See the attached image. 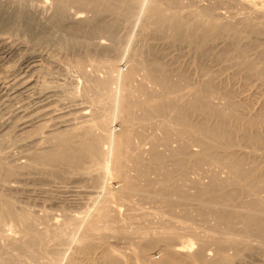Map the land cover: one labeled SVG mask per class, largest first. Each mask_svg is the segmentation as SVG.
<instances>
[{"label":"bare ground","instance_id":"obj_1","mask_svg":"<svg viewBox=\"0 0 264 264\" xmlns=\"http://www.w3.org/2000/svg\"><path fill=\"white\" fill-rule=\"evenodd\" d=\"M201 1L0 0V47L9 43L4 34L32 32L62 54L49 63L8 39L3 94L38 91L70 105L55 119L50 105L0 122V146L17 147H0V264H264V108L218 92L212 71L189 86L187 72L169 69L161 52L146 56V43L118 36L121 19L135 17L169 50L233 65L264 98V0ZM61 67L67 78L52 80ZM25 172L90 188L85 210L61 205L58 216L21 205L11 193Z\"/></svg>","mask_w":264,"mask_h":264},{"label":"rangeland","instance_id":"obj_2","mask_svg":"<svg viewBox=\"0 0 264 264\" xmlns=\"http://www.w3.org/2000/svg\"><path fill=\"white\" fill-rule=\"evenodd\" d=\"M203 1H206V3H204V2H202L201 4L202 5H206V4H209V1L208 0H203ZM207 1H208V3H207ZM224 9V8H223ZM226 9H224V10H222V8L220 9V11L221 12H225V15H227V13L228 12H226L225 11ZM130 21H129V20ZM134 19V20H133ZM123 22H122V21ZM120 21H121V28L119 29V32H118V36L120 35V37H126L125 38V40H127L128 38H129V36L131 37V38H133V40H134V42H136V43H146L145 45H146V47H147V49H145L146 51V56H147V54H149L150 52H155V51H157V53L159 52H161V55L163 56V57H161V60H162V62L164 63V64H167L168 66L167 67H169L171 64H172V66H170L169 67V69H172L173 68V70L174 71H176L177 72V70L179 69L180 70V72H179V70H178V72L179 73H183L184 72V74H186L185 72H187V76H188V83H190V84H188L189 86L191 85H194V83L196 82L195 81V79L197 78V76H198V78L196 79L197 80V82L199 81V80H201L200 79V77L202 78V76L204 75V72L206 73V72H209V73H211V71L214 73H212L211 75H212V77H213V75H214V77L213 78H215L214 80H212L213 82H212V84L213 85H216L217 83V86H215V87H217V90H218V92H224V93H229L230 94V92H232L231 94H232V96H234V98H235V100H239L240 102H244V105L245 106H247V107H249V108H251L252 106V108H251V110H255V109H259V107L260 108H264V98L263 97H261V99H260V97L259 96H262V95H259V93H257L258 92V88H257V86H258V84H256L255 85V83H254V80L253 79H250L249 77L247 78L248 80L246 81V76H244V75H239V77H238V74H242V72H239L238 71V69H233V65H230V64H227V65H225V64H223V67H220V65L222 66V63H217L216 64V62L214 63V62H212V60H209V59H201V60H199L200 58H196V57H194L195 55H193V51H191V50H189V49H186V48H184L183 46H182V49H181V46H171V48L174 50H169L170 49V45H167L166 43H164L165 41H164V38L162 39L161 38V36H159L158 34V37H157V35L155 34H153L152 33V35L153 36H151V33L150 32H148L147 33V31H145V30H143V28H142V26H141V23H137L136 22V24H134L135 23V17H131V19L130 18H126V19H124V18H122ZM129 21L130 23H128L127 21ZM132 21H134V22H132ZM127 23V24H126ZM131 23H133L132 25H129V24H131ZM34 24V23H33ZM125 26H126V28H125ZM133 26V27H132ZM125 28V30L124 29H122V28ZM128 27V28H127ZM32 30L31 31H33V30H36V27L35 26H32V28H31ZM127 29V30H126ZM40 29H38V30H36V31H39ZM120 30H124V31H120ZM128 32V33H126V32ZM126 34H125V33ZM132 32V33H131ZM30 34H25L26 36H24V37H26L25 39L24 38H14V37H11L10 38V35H8V34H4V35H2L3 37H5V39H6V41L7 42H9L10 43V41L11 40H14L15 42H19L18 44H22L21 46L23 47V48H26L27 49V51L25 50V52H34L35 54L37 53V55L39 54L40 56H43V54H44V56L46 55V57H44L43 56V58H47L48 57V59H49V63H51L50 61V57H51V55H55V56H57V54H58V56L60 55V56H62V54H60V53H58V52H56L57 50H55V48H52V45L51 46H49L48 44V46L46 45V44H38V42H36V41H34L33 40V37H34V35L32 36V34H34V33H32V32H29ZM121 33V34H120ZM131 33V34H130ZM147 34H149V35H147ZM129 35V36H128ZM136 35V36H135ZM147 35V36H146ZM9 36V38H7ZM137 37V38H136ZM155 37H156V39H155ZM150 38V39H149ZM152 38V39H151ZM158 38V39H157ZM8 39H11V40H8ZM21 39V40H20ZM22 39H24L23 41H22ZM27 39H28V41H27ZM148 39V40H147ZM30 40V41H29ZM32 40L35 42H33L32 43ZM124 40V41H125ZM158 40V41H157ZM160 40H162L161 42L162 43H160L159 41ZM140 41V42H139ZM148 41V42H147ZM150 41H152V44H154V45H152L151 43H149ZM25 42V43H24ZM28 42V43H27ZM9 43L8 44H5L4 46H1L0 47V55H2V56H4L5 55V51H7L8 50V45H9ZM32 43V44H31ZM24 44V45H23ZM148 44V45H147ZM156 44V45H155ZM158 44V45H157ZM161 44V45H160ZM221 44V43H220ZM28 45V46H27ZM30 45V46H29ZM33 45L35 46V48L33 47ZM165 45V46H164ZM218 45V44H217ZM221 45H223V44H221ZM7 46V47H6ZM152 46H156L155 48L153 47L152 48ZM161 46V47H160ZM164 46V47H163ZM169 46V47H168ZM220 45H218V49L220 50V47H224V46H220ZM3 47V48H2ZM28 47H30V48H28ZM165 47H166V51H165ZM167 47L169 48V49H167ZM180 47V48H179ZM214 47L215 48H217V46H215L214 45ZM213 47V49H214V51H216V49ZM6 50H5V49ZM36 49V50H34V49ZM51 48V49H50ZM162 48V49H161ZM177 50H176V49ZM29 49V50H28ZM30 49H32V51L30 50ZM48 49V50H47ZM152 49H154V50H152ZM160 51H159V50ZM186 49V50H185ZM217 49V50H218ZM3 50V51H2ZM40 50V51H39ZM43 52H42V51ZM147 50H150V52L148 53L147 52ZM162 50V51H161ZM168 50V51H167ZM188 50V51H187ZM218 50V51H219ZM38 51V52H37ZM190 51V52H189ZM253 51V50H252ZM251 51V52H252ZM41 54H40V53ZM162 52H167V53H164L165 54V56H164V54L162 53ZM186 52V53H185ZM53 53V54H52ZM57 53V54H56ZM170 53V54H169ZM190 53V54H189ZM48 54H50V55H48ZM253 54V53H252ZM19 56H20V54H18ZM48 55V56H47ZM166 55H169V56H166ZM173 55V56H172ZM175 55V56H174ZM191 55V56H190ZM18 58V56L16 55L15 56V58H13V59H17ZM165 62H164V61ZM169 60V61H168ZM204 60H207V61H204ZM201 61V62H200ZM167 62V63H166ZM199 62V64L197 65V63ZM0 63H1V60H0ZM169 63H170V65H169ZM193 63V64H192ZM52 65H54V66H52L53 67V69H59V65L60 64H57V63H53ZM193 65V66H192ZM195 65L197 66L196 68H198V69H196L195 68ZM232 66V67H228V66ZM55 66H57V68H55ZM174 66H175V69H174ZM181 68H180V67ZM199 66V67H198ZM178 67V68H177ZM203 68V70H202V68ZM226 67H228V68H226ZM177 68V69H176ZM223 68H224V70H223ZM233 69V70H235V72L233 71V70H231V69ZM52 69V70H53ZM182 69L184 70V71H182ZM200 69V70H199ZM209 71H208V70ZM219 69V70H218ZM221 69H222V71H221ZM226 69H229V70H226ZM197 70V71H196ZM216 70V71H215ZM218 70V71H217ZM55 71V70H54ZM59 72H60V74L58 73L57 75H59V76H57L56 74L54 75V76H52L51 77V79L52 80H55V81H57V80H60V81H58V82H61L64 78L63 77H65V79L67 78V75H66V73L64 72V68H62L61 67V69L60 70H58ZM182 71V72H181ZM230 71V72H229ZM233 71V72H232ZM64 72V73H63ZM178 72H177V74H178ZM201 72V73H200ZM215 72H217L216 74H215ZM236 72H237V74H236ZM199 73H200V75H199ZM190 74V75H189ZM201 74H202V76H201ZM63 75V76H62ZM219 77H218V76ZM226 75V76H225ZM189 76H191V77H189ZM235 76V77H234ZM57 77H58V79H57ZM241 77V78H240ZM245 79H244V78ZM54 78V79H53ZM56 78V79H55ZM63 78V79H62ZM195 78V79H194ZM218 78V79H217ZM243 78V79H242ZM189 80L191 81V80H193V81H191V82H193V84H191V82H189ZM222 80H224V83H223V81ZM246 82H245V81ZM243 81H244V83H243ZM253 81V83L254 84H252L251 82ZM196 82V83H197ZM216 82V83H215ZM221 82H222V84H221ZM228 82V83H227ZM249 82V83H248ZM195 83V84H196ZM247 83V84H246ZM251 83V84H250ZM224 84V85H223ZM223 85V86H222ZM248 87H247V86ZM250 85V86H249ZM255 86V89L253 88L254 86ZM1 86V85H0ZM219 86V87H218ZM229 86H231V87H233V89L230 87V89H229ZM221 87V88H220ZM223 87V88H222ZM225 87V88H224ZM247 87V88H246ZM257 88V89H256ZM222 89V90H221ZM243 89V90H242ZM247 89V90H246ZM225 90V91H224ZM230 90V91H229ZM233 90V91H232ZM246 90V91H245ZM257 90V91H256ZM0 91H1V89H0ZM256 91V92H255ZM222 92V93H223ZM234 92H236V94L238 95H236V94H234ZM249 92V93H248ZM252 92V93H251ZM35 94H31V96L30 95H26V94H24V95H22L23 97L21 98V97H17L18 99H16V97H9L10 95H6V94H3V92L1 91L0 92V95H2V96H0V122L2 123V122H5V123H7V124H9V126L10 125H13V123L14 122H16L17 120H20V114H24V112L25 113H28V114H30L32 111H34V109H37V108H43V109H45V108H48V107H50V105H53V107L49 110L50 111V114H48V112H47V114L49 115V116H51L52 117V119H55L56 117H59L58 115L59 114H63V112L65 113V116H67L68 114H66V112L69 110V108L68 107H70V105H69V103H57L56 101H54L56 98L53 96H51V98H45V96H47V95H49V94H44L43 95V93L44 92H42V95H39V94H41L40 92H38V91H35L34 92ZM47 93V92H46ZM241 93V94H240ZM234 94V95H233ZM251 94V95H250ZM5 95V96H4ZM36 95V96H35ZM238 98H236V97ZM253 96V97H252ZM257 97V99H258V103L259 102H261V104L259 103H257V100H256V97ZM28 97H29V99H28ZM31 97V98H30ZM50 97V96H49ZM14 98V100H12ZM20 98V99H19ZM25 98V99H24ZM42 98V99H41ZM53 98V99H52ZM44 99V100H43ZM48 100L49 99V101H45V100ZM52 99V100H51ZM242 101H241V100ZM245 99V100H244ZM20 100V101H19ZM34 100H35V102H34ZM57 100V99H56ZM220 100V99H219ZM218 99H217V101L218 102H220ZM251 100V101H250ZM9 101H13V102H9ZM41 103H40V102ZM238 101V102H239ZM25 102V103H24ZM30 102H32V103H30ZM50 102V103H49ZM54 102H55V104H54ZM242 102V103H243ZM39 103H40V105H39ZM257 103V104H256ZM48 104H49V106H48ZM59 104V106H57ZM61 104V105H60ZM67 104L69 105V106H67ZM249 106H248V105ZM251 104V105H250ZM257 106H256V105ZM4 105V106H3ZM18 105V106H17ZM22 107H21V106ZM34 105V106H33ZM37 105V106H36ZM38 105H39V107H38ZM55 105V106H54ZM259 105V106H258ZM263 106V107H261V106ZM26 106H27V108H26ZM43 106V107H42ZM66 106V107H65ZM256 106V107H255ZM72 107V106H71ZM53 108H55V109H53ZM58 108V109H57ZM60 108V109H59ZM67 108V109H66ZM255 108V109H254ZM16 109V110H15ZM21 109V110H20ZM61 109H62V112H60L61 111ZM63 109H65V111L63 110ZM26 110V111H25ZM54 110H56V111H54ZM53 112H54V114H53ZM11 113V114H10ZM68 113V112H67ZM56 114V115H55ZM58 114V115H57ZM15 115V116H14ZM22 116V115H21ZM47 116V115H46ZM47 117V118H51V117ZM3 117V118H2ZM5 117V118H4ZM19 117V118H18ZM12 118V119H11ZM17 119V120H16ZM7 120V121H6ZM12 122H10V121ZM13 120H14V122H13ZM11 123V124H10ZM4 145H5V147H4ZM4 145H1L0 147H1V149L3 148L4 149V151H9L10 149H12L13 150V152H15L14 150H17L16 148V145H13V144H4ZM13 145V146H12ZM7 146V147H6ZM10 146H11V148H10ZM13 147V148H12ZM14 147H16V148H14ZM7 148H9V150L7 149ZM12 150H10L11 152H12ZM16 153H17V151H16ZM15 157V156H14ZM199 171V170H198ZM198 171H197V173H195L196 175H192L191 174V176H199V174L200 173H198ZM199 172H202V171H199ZM28 174V175H27ZM30 173H24L23 175V178H25L24 179V181H22V182H24V183H22V182H20V184L19 183H16L17 185H21V186H23V187H20L19 186V188L16 190V191H14L13 193H11L13 196H16L17 198H19L18 199V203H19V200L21 201L20 202V204L21 205H23V203H24V205H26V206H28V207H30L31 209H33V211H36L35 213H38V214H40V213H43L44 212V210L45 211H51V212H54L55 213V215H58V212H60L59 214L61 215V214H63V207H60L61 205L62 206H65L66 205V207L68 208V209H70V208H72V209H70V210H74L75 212H80V211H84L85 210V208L86 207H84L85 206V204L88 202V200L87 199H83L84 197H85V194L84 193H86V190L88 189V190H90V188H86V186L84 187H82V186H79V187H77L78 189H76V187L75 188H73L74 186V184L72 183V185H71V183L70 184H68L66 181H63V180H58V181H53V180H47L46 178H43V176H41V174H38V178H37V174H35V173H31V176H32V174L34 175V178L32 177H30V175H29ZM27 175V176H26ZM36 175V176H35ZM31 178V179H29V178ZM42 177V178H41ZM36 178V179H35ZM40 178V179H39ZM20 179H22V177H20ZM43 181H42V180ZM45 179V180H44ZM204 179V181H208L207 179L208 178H206V177H204L203 178ZM206 179V180H205ZM23 180V179H22ZM25 180L26 181H31V183H30V185L29 184H26L25 183ZM34 180V184H32L33 181ZM37 180V181H36ZM13 181V179H10V183L11 184H13L14 183V181ZM44 182L46 183V184H44ZM56 183L58 186H56V185H54L53 183ZM66 184L67 183V185H63L64 183ZM13 184V185H16V184ZM48 183V184H47ZM59 183V184H58ZM63 183V184H62ZM8 184V183H7ZM23 184V185H22ZM28 187H31V188H26L27 186ZM38 184V185H37ZM49 184H53V185H49ZM33 185V186H32ZM61 185H63V186H61ZM68 185H69V189L71 190V192L69 191V193H70V196H68L69 194L68 193H65V188H66V190H68L67 188H68ZM81 185V184H80ZM36 186V187H35ZM48 186V187H47ZM53 186V187H52ZM61 186V187H60ZM71 186H72V188H71ZM56 187H57V191L55 190L56 189ZM59 187H60V189H59ZM65 187V188H64ZM23 188V189H22ZM26 188V189H25ZM34 190H33V189ZM53 188V189H52ZM63 188V189H62ZM30 189H32L31 191H27V190H30ZM42 189V190H41ZM43 189H46L45 190V192H43ZM48 189V190H47ZM61 190V191H59V190ZM75 189V190H74ZM4 190V192L6 193L7 191H5V189H3ZM2 190V191H3ZM52 190V191H51ZM78 190H79V193H78ZM25 191V192H24ZM50 191V192H49ZM59 191V192H58ZM84 191V192H83ZM9 192V191H8ZM7 192V193H8ZM20 192V193H19ZM22 192V193H21ZM24 192V193H23ZM33 192V193H32ZM43 192V193H42ZM52 192V193H51ZM81 192V193H80ZM18 193V194H17ZM46 193V194H45ZM58 193H60V194H58ZM77 193V194H76ZM16 194V195H15ZM20 194V195H19ZM56 194V196H58V197H56V196H54ZM65 194V195H64ZM73 194V195H72ZM79 194V195H78ZM83 194V195H82ZM23 195V196H22ZM41 195V196H40ZM53 197H52V196ZM61 195V196H60ZM22 196V197H21ZM51 196V197H50ZM63 196V197H62ZM83 198H82V197ZM29 197V198H28ZM39 197H40V199H39ZM45 197H49V199L47 200V198H45ZM61 197V198H60ZM65 197H66V200H65ZM69 197V198H68ZM80 197H81V199H80ZM29 200H28V199ZM51 198V199H50ZM64 198V199H63ZM79 198V199H78ZM86 198V197H85ZM25 199H27V201L25 200ZM46 199V203L45 202H43L44 200ZM58 201H61V200H63L62 202L64 203V202H66V203H62V202H57L56 200ZM70 199V200H69ZM83 199V200H82ZM53 201L54 203H53V205L50 203L51 201ZM65 200V201H64ZM69 200V201H68ZM73 200V201H72ZM83 202H82V201ZM86 200V201H85ZM24 201V202H23ZM48 201V202H47ZM70 201H71V203H70ZM27 202H29V203H27ZM73 202H74V204H73ZM78 202V203H77ZM27 203V204H26ZM48 203V204H47ZM58 203H60V205L58 204ZM67 203H69V204H67ZM81 203V204H80ZM19 204V205H20ZM36 204V205H35ZM47 204V205H46ZM79 206V208H83L82 210L81 209H79L78 208V206ZM81 206H80V205ZM30 205V206H29ZM34 205V206H33ZM55 205V206H54ZM59 205V206H58ZM83 205V206H82ZM147 205H149V204H147ZM50 206V207H49ZM69 206H71L70 208H69ZM44 207H45V209H44ZM48 207V208H47ZM53 207V208H52ZM60 207V208H59ZM74 207V208H73ZM43 208V209H42ZM59 208V209H58ZM77 209H78V211H77ZM54 210V211H53ZM62 210V211H61ZM40 213H39V212ZM41 211H43V212H41ZM55 211H58V212H55ZM59 216V215H58ZM251 257H249V258H246L245 259V262L244 263H242V264H253V262H252V260L253 259H250ZM250 259V260H249ZM247 260V261H246ZM46 261H48L47 259H46ZM96 261V262H95ZM248 261H249V263H248ZM251 261V262H250ZM255 261V260H254ZM93 262H94V264H106V263H104L103 261H101V260H99V259H95V260H93ZM93 262H91L90 264H93ZM24 264H26V263H24Z\"/></svg>","mask_w":264,"mask_h":264}]
</instances>
